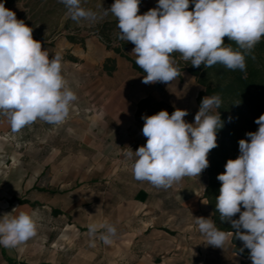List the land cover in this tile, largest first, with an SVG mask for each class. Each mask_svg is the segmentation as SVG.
Wrapping results in <instances>:
<instances>
[{
    "label": "clouds",
    "instance_id": "obj_1",
    "mask_svg": "<svg viewBox=\"0 0 264 264\" xmlns=\"http://www.w3.org/2000/svg\"><path fill=\"white\" fill-rule=\"evenodd\" d=\"M60 2L77 23L115 17L118 38L134 44L131 54L146 73L145 84L176 79L180 71L172 54L177 52L193 67L219 63L243 72L246 53L264 37V0H158L155 8L142 15L138 14L140 0H115L110 8L100 5L97 11L83 8L82 0ZM190 3L194 10H188ZM225 37L239 50L226 45ZM61 59L59 53L50 59L47 49L33 38V29L0 3V116L13 132L37 120L59 125L68 117L77 96L62 75ZM221 104L219 95L205 96L194 123L185 121L186 109L142 116L146 144L125 153L134 160V179L167 189L184 177H200L209 167L210 150L218 146L217 131L223 121L214 110ZM255 123L258 130L238 142V158L229 159L217 176L221 187L215 207L221 222H229L236 230L235 238L243 242L240 251L250 250L252 264H264V114ZM238 213L239 218L233 219ZM195 223L208 245L223 248L227 233L211 218L196 217ZM101 227L105 231L99 238L111 244L117 227ZM96 231V225H89V235ZM36 234V221L28 212L0 217V246L16 248Z\"/></svg>",
    "mask_w": 264,
    "mask_h": 264
},
{
    "label": "rangeland",
    "instance_id": "obj_2",
    "mask_svg": "<svg viewBox=\"0 0 264 264\" xmlns=\"http://www.w3.org/2000/svg\"><path fill=\"white\" fill-rule=\"evenodd\" d=\"M114 2L115 0H82L81 6L97 11L100 5L107 9ZM0 3H4L6 8L15 12L17 19L23 20L33 29V38L42 45H48L47 41L57 42L56 53L53 49L50 52V48H46L49 58L60 54L62 75L77 96L65 121L79 120L88 123V127L84 126L82 129L81 126H65V121L59 125L41 121V128H36L41 136L37 143L31 139L24 143L17 135L0 138V185L3 182L2 172L12 165L26 169L30 174L27 182L40 166L71 172V169L81 163V159L77 157L82 155L80 137L83 130L95 141L92 145L97 147L90 152L91 175L101 171L114 173V170L120 169V176H124L127 181L129 194L139 186H145V181L134 179V160L125 155L128 151L137 150L139 142L141 146L146 144V137L142 134V116H150L160 110H167L171 114L177 108L186 109L189 114L184 118L185 121L194 123L195 114L199 110L196 97L200 89L195 78L183 71L181 77L167 84L143 83L145 75L136 72L130 62L107 46L108 43L111 46L118 45L119 29L112 23L116 18L111 15L94 24L83 21L77 23L66 15L67 10L60 0H0ZM157 4L158 0H145L142 8L148 11ZM68 37L76 39L72 50L68 49L71 42ZM133 48L134 44L131 43L125 53L135 60V56L131 54ZM108 55H113L118 60V67L116 64V69L111 74L105 72L102 66ZM141 86L151 90L149 93L147 91L146 102L141 106L137 104L140 113L135 127H116L114 117L109 116L107 111L119 106L124 113V110L134 108L142 95ZM159 101L163 104H158ZM72 130L79 135V140L74 139L70 132ZM33 131L31 128L30 136H33ZM127 140L131 142H126ZM121 142L125 143L122 149ZM9 152H21L22 156L19 160H10ZM37 153L41 155L40 159ZM206 179L205 169L200 177H184L181 182L161 189L160 195H155L153 204L160 197L165 203L162 208L144 204L121 205L116 195L117 187L111 181L107 185L106 201L101 205L96 204L90 210L92 217L88 224L79 218L83 214L85 216V212L81 213L78 205L68 214L64 213L66 216H58L57 223L52 224L54 230H50V213L43 209L41 215L47 219L38 225L36 235L43 236L41 244L45 247H49L50 233L56 235L53 248L58 250L61 262H70L68 256L74 253L79 254L77 259L70 262L75 264H235L241 258L232 253L230 234H227L223 248H216L207 244L205 236L195 223L196 217L211 218L207 202L202 199ZM85 190L78 188L73 203L81 199ZM191 193L199 198L198 206H178V201ZM0 194L7 192L1 191ZM69 202L72 199H67V203ZM194 202V198L190 200V203ZM68 219L78 220V223L87 226L68 227L66 224H71ZM105 224L117 227V236L112 238L111 244H105L99 238L105 231L101 226ZM89 225L99 228L95 235H89ZM29 242L39 240L31 239ZM79 249L81 252L77 253Z\"/></svg>",
    "mask_w": 264,
    "mask_h": 264
},
{
    "label": "crops",
    "instance_id": "obj_3",
    "mask_svg": "<svg viewBox=\"0 0 264 264\" xmlns=\"http://www.w3.org/2000/svg\"><path fill=\"white\" fill-rule=\"evenodd\" d=\"M47 42L48 45H42V49L49 47L50 52L53 49V52L56 53V48L58 47L57 42ZM74 45L76 44L70 42L68 49L72 50ZM107 58H113L118 67V60L115 56L108 55ZM140 90L142 91V95L136 101V106L134 108L126 109L124 110V113L122 107L119 106L116 108L111 107V109L107 111L109 116L114 117L113 120H115L116 127L124 129L135 127V124L137 123V104H139L142 99L147 98L151 88L147 89L146 86H141ZM38 121L34 122L32 125L26 126L19 132H13L6 118L0 116V138L10 135H17L22 138L24 143L30 139L37 143L36 141H39L38 139L41 138L40 134L36 131V128H41V121ZM64 124L65 126L70 127L81 126L82 129L84 126L88 127V123H84L83 121L79 120H67ZM31 128L34 130L33 136H30ZM70 132L75 140H79L78 134L74 133L73 130ZM131 140H127L126 142H131ZM80 142L81 145H83L82 155H79L77 158L81 159V163H78L79 165L77 167L71 169V172H60L57 168L50 167L45 169L40 166V168L34 173L33 178L27 182V176L30 174L27 173L24 167L12 165L3 171V182L0 185V192H7V194H0V217L6 213H10L11 216H15L20 211H25L32 214L38 228V225H41L42 222L47 219L41 215L43 209H45L50 213V216L48 217L49 223L51 224L50 230H54L52 229L54 228L52 224L55 225L57 223L58 216H66L64 213L68 214L70 210L77 208V206L80 205L82 210L81 213L85 212V216L83 214L82 217L79 218L82 220V222H86V224H88L92 217L90 210L93 209L96 204L101 205L106 201L107 185H109L111 181L112 184L117 187L116 195L119 198V203L121 205L130 204L136 206L144 204V206L149 205L156 208L165 207L164 200L160 197H157L156 204H153L155 195L159 196V193L163 188H157L147 181H145V186H139L129 194L126 188L127 181L125 180L124 176H120V169L114 170V173H111V171L107 173L101 171L91 175V169L89 168L90 152L93 150L92 148L97 149V147L92 145V143H95V141L93 142V140L90 139V135L88 133L86 134V132L84 133L83 130L81 132ZM136 143L137 141L134 142V144ZM124 144L125 143L122 142L120 143L121 149L123 148ZM139 145L141 146L140 142L138 143V146ZM8 156L10 160H19L22 154L21 152H9ZM37 156L39 159L41 158L39 153H37ZM79 187L82 189L85 188V193L82 192L81 199L76 200V202L73 203L75 199V192ZM193 198L195 199V202L190 203V200ZM67 199H72V202L67 203ZM198 200L199 198L197 195L191 193L190 195L184 196L181 200H179L178 206L181 208H195L198 206ZM56 210H58L59 213H55ZM77 221L78 220L73 219L69 220L71 224L67 223L66 225L68 227L78 226L80 228L87 226L82 225ZM97 230H99V228ZM42 237V235H36L31 239H37L39 242L31 243L29 242L31 239H29L26 243L16 248H5L0 246V264H64L66 261L61 262L58 259V250L53 248V239H55L56 235L50 233L48 236L50 241L49 247H45V245L41 244ZM79 252H81L80 249L77 251V253ZM77 256H79V254L73 253L71 256H68V258L71 259V262L77 259ZM70 262L66 263L75 264ZM238 263L239 261L235 264ZM248 264H252V261H250Z\"/></svg>",
    "mask_w": 264,
    "mask_h": 264
},
{
    "label": "trees",
    "instance_id": "obj_4",
    "mask_svg": "<svg viewBox=\"0 0 264 264\" xmlns=\"http://www.w3.org/2000/svg\"><path fill=\"white\" fill-rule=\"evenodd\" d=\"M145 0H140L139 13L147 12L142 5ZM189 11L194 10V3H190ZM117 26L116 19L112 22ZM71 42L75 43L74 37H68ZM226 45H231L233 50H239L235 42L224 38ZM131 42H126L118 38V45L111 46L107 44L108 48L113 50L116 54L130 62L131 67L138 73L145 75L146 73L136 65L135 60L128 56L125 51L130 46ZM172 57L176 62V66L181 72L186 71L195 78L196 83L200 86L196 101L200 107L201 101L205 96L219 95L222 104L221 107L214 110V113L220 112L223 127L217 131L218 146L208 154L209 167L206 169V183L202 192V199H205L211 213V219L216 226L230 234V243L232 245V253L238 255L241 260L238 264H248L249 258L248 249L244 248L243 242L235 238V229L231 227L229 222H221L218 210L215 207L216 197L219 196V189L221 182L217 176L225 171V165L229 159H236L240 155L239 140L249 139L246 135L248 132H255L259 125L255 120L261 114H264V37L260 42L248 53H246V70L240 71L229 70L222 64H216L212 67L205 68L193 67L190 61H184L180 53H173ZM73 58V57H72ZM103 70L111 74L116 69V62L113 58H106L103 63ZM147 98L139 102L141 106L146 102ZM162 105L163 102L159 101ZM139 109L136 112L139 116ZM229 118H231L229 120ZM244 209L241 208V211ZM55 213H59L58 210ZM239 213L233 217L238 219ZM241 231H244L241 229Z\"/></svg>",
    "mask_w": 264,
    "mask_h": 264
}]
</instances>
